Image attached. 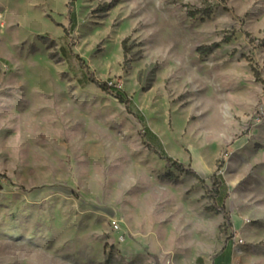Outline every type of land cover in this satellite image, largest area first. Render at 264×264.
Here are the masks:
<instances>
[{"label": "rangeland", "instance_id": "1", "mask_svg": "<svg viewBox=\"0 0 264 264\" xmlns=\"http://www.w3.org/2000/svg\"><path fill=\"white\" fill-rule=\"evenodd\" d=\"M262 39L264 0H0V264H264Z\"/></svg>", "mask_w": 264, "mask_h": 264}, {"label": "trees", "instance_id": "2", "mask_svg": "<svg viewBox=\"0 0 264 264\" xmlns=\"http://www.w3.org/2000/svg\"><path fill=\"white\" fill-rule=\"evenodd\" d=\"M125 41L126 40H122V42H121V45H122V47L124 49H125ZM218 45L219 44L214 43V44H212L210 46H198L196 48V51L199 54L204 55V54L210 52L213 47H216ZM261 45H264V39H262ZM91 81L94 82L100 89H102L104 91L114 92V96L118 99V101L119 102H122V103H125L126 107H129L128 100L126 98H124V96L122 95V93L120 92V90H114V89L108 87L106 81H97V80H93L92 78H91ZM137 118H138V120L140 122H143V116L142 115H138ZM158 154H159V156L161 158H163L165 160V163L166 164L174 167L177 171H180L181 173H184V174H187V175H192V176L200 179L201 181H203L201 178H199V176L195 173V171L192 168H190V167H184L180 162H178V161L170 158L166 154H162V153H158ZM161 176L164 177V178H167L169 180L170 179H174V177H175V175L170 170L165 171ZM210 182H211L210 195L212 197H215L216 198V197L219 196V193H220V186H221V183H222L221 182V178L218 175H216L215 173H213L210 176ZM216 209H218L222 213V216L224 218V221L227 222V220H228V213H226L224 211L223 206L220 205L218 208L216 207Z\"/></svg>", "mask_w": 264, "mask_h": 264}, {"label": "crops", "instance_id": "3", "mask_svg": "<svg viewBox=\"0 0 264 264\" xmlns=\"http://www.w3.org/2000/svg\"><path fill=\"white\" fill-rule=\"evenodd\" d=\"M234 246L232 242H226L209 261L202 257H196L189 264H233ZM198 258V259H197Z\"/></svg>", "mask_w": 264, "mask_h": 264}, {"label": "built area", "instance_id": "4", "mask_svg": "<svg viewBox=\"0 0 264 264\" xmlns=\"http://www.w3.org/2000/svg\"><path fill=\"white\" fill-rule=\"evenodd\" d=\"M106 83H107V86H108V87H110V88H112V89H114V90H119V88H120V84H117V83H115V82H111V81H110V82H106ZM114 227L117 228L118 225L114 223Z\"/></svg>", "mask_w": 264, "mask_h": 264}]
</instances>
